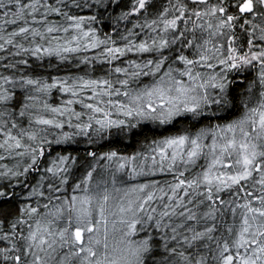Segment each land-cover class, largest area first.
Returning a JSON list of instances; mask_svg holds the SVG:
<instances>
[{
    "label": "snow or ice",
    "instance_id": "obj_1",
    "mask_svg": "<svg viewBox=\"0 0 264 264\" xmlns=\"http://www.w3.org/2000/svg\"><path fill=\"white\" fill-rule=\"evenodd\" d=\"M0 50V264H264V0H0Z\"/></svg>",
    "mask_w": 264,
    "mask_h": 264
},
{
    "label": "trees",
    "instance_id": "obj_2",
    "mask_svg": "<svg viewBox=\"0 0 264 264\" xmlns=\"http://www.w3.org/2000/svg\"><path fill=\"white\" fill-rule=\"evenodd\" d=\"M164 0H161V3H163ZM75 11V10H73ZM76 14H81V15H86L87 10L81 11L79 13ZM105 31H109L108 27L104 28ZM10 48V46H9ZM8 51L9 50H0V57H5V59L3 61H0L2 63H7L9 60L13 59L11 56L8 55ZM16 60L19 59H23V56H18L15 57ZM51 62L53 65H56L57 67L54 69H49V71L53 74V75H61V74H66L67 72H72L73 74H75L78 69L76 68V63H78L77 61L73 60L72 62H59L55 57L51 58ZM84 66L81 65V69H83ZM0 71H3L2 68H0ZM83 74V73H81ZM146 124V127L143 128L142 130H137V129H133V131L135 132V138H119L114 140L113 143H111L110 145L105 144L104 148H102L101 150H107L109 147L111 148H115L118 151L124 152V153H131L134 151H143L144 149L142 148V144L144 142V138L145 135H147L149 138H156L157 135L160 134H166L163 132L162 128H159L156 125H153L149 122H143ZM151 129V131H150ZM84 147V145L82 143L78 144L76 146V149L82 150ZM76 149L72 148V147H67V146H62V147H57L55 150L56 151H70V152H74ZM0 163H11V161H0ZM157 179L161 178L159 176L156 177Z\"/></svg>",
    "mask_w": 264,
    "mask_h": 264
}]
</instances>
